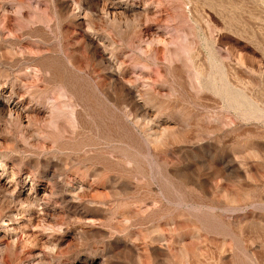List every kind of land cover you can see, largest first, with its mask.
<instances>
[{"label": "rangeland", "instance_id": "rangeland-1", "mask_svg": "<svg viewBox=\"0 0 264 264\" xmlns=\"http://www.w3.org/2000/svg\"><path fill=\"white\" fill-rule=\"evenodd\" d=\"M0 264H264V0H0Z\"/></svg>", "mask_w": 264, "mask_h": 264}, {"label": "bare ground", "instance_id": "bare-ground-1", "mask_svg": "<svg viewBox=\"0 0 264 264\" xmlns=\"http://www.w3.org/2000/svg\"><path fill=\"white\" fill-rule=\"evenodd\" d=\"M105 6H106V5H105ZM9 101H10V100H9ZM19 106H20V104H19V103H16V104H15L14 106H12L9 110H10L11 112H12L13 110H18ZM9 110H8V111H9ZM11 112H10V113H11ZM20 112H21V111H18L17 116H20ZM4 113H5V112H4ZM8 113H9V112H8ZM8 113H7V114H8ZM21 113H22V112H21ZM14 116H15V115H14Z\"/></svg>", "mask_w": 264, "mask_h": 264}]
</instances>
